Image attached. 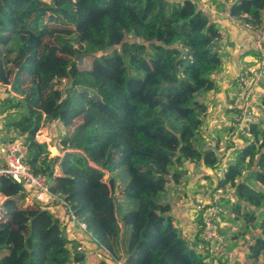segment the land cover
Returning <instances> with one entry per match:
<instances>
[{"label":"trees","instance_id":"1","mask_svg":"<svg viewBox=\"0 0 264 264\" xmlns=\"http://www.w3.org/2000/svg\"><path fill=\"white\" fill-rule=\"evenodd\" d=\"M229 14L264 30V0H236ZM222 36L196 0H0V84L20 97L6 102L25 111L8 128L33 172L124 264H207L194 247L200 229L193 243L181 236L161 196L186 174L175 167L222 162L213 147L200 149L207 106L197 99L215 88ZM86 58L90 68L78 65ZM51 120L79 121L59 141L62 157L37 140ZM246 129L250 139L216 188L234 190L233 211L247 223L236 237L256 230L248 255L264 264V192L253 186L264 188V126L250 121ZM123 168L129 180L119 204ZM0 193L9 195L0 198V264L85 263L61 221L26 204L22 185L2 178Z\"/></svg>","mask_w":264,"mask_h":264},{"label":"crops","instance_id":"2","mask_svg":"<svg viewBox=\"0 0 264 264\" xmlns=\"http://www.w3.org/2000/svg\"><path fill=\"white\" fill-rule=\"evenodd\" d=\"M199 7L205 10L211 20L217 24L222 31L223 36L216 44V50L222 57V67L213 74L212 78L215 81V88L211 91L201 92L197 95V99L204 101L207 106L206 114L203 118V125L200 131L201 144L200 149L204 150L207 147H213L219 154L221 169L228 167L231 162L237 158V153L241 150L245 142L250 139L246 135H237L236 120L241 116V111L235 108V95L238 87V79L243 70L249 69L252 72L253 84L251 90L252 116L253 119H246L245 125L248 122H259L264 126V53L259 52L255 48L256 34L254 31L246 28L244 24L236 22L230 16L229 8L236 0H196ZM17 96L10 86L0 84V161L5 156V146L16 139L15 144L21 152L26 153V148L23 146L21 139L17 137V131L14 128H8V125L15 122L20 117L16 116L15 120L6 119L7 115L18 114V108L10 106L6 101ZM20 98V97H19ZM76 123L66 127L58 120L46 121L42 126V136L38 137L40 143H46L49 146L52 157H62L63 152L60 151L58 144L61 138L71 134ZM54 149V151H53ZM227 157V158H225ZM188 165L187 168L184 166ZM181 169L186 171L182 181L178 185H172L167 192L169 196L173 191L182 189L184 195L196 194L200 190L196 187L199 181L210 178L211 168H208L201 161L185 162ZM193 174L192 180L186 179V176ZM56 175L60 176L59 167L56 168ZM220 172L218 175V181ZM128 182V181H124ZM256 185V186H255ZM253 186L262 191L258 184L253 182ZM259 186V187H258ZM122 188V187H121ZM214 191V190H213ZM17 191H12L11 196H16ZM27 195L26 204H34L32 195L25 189ZM18 194V193H17ZM231 194V193H230ZM6 193H1V199L6 198ZM122 198L121 191L118 192V200ZM231 214L223 219V234L224 230H230L233 226L231 220L237 216L229 204L225 200ZM1 202V200H0ZM173 203V202H171ZM171 205V204H170ZM173 206V205H172ZM171 206V207H172ZM196 208V207H195ZM188 209L190 207H172V216L176 225L183 227L187 232V240L190 243L195 241L197 234V222L192 223L188 218ZM48 210L55 215L60 221L63 220L64 212L57 204H51ZM66 235L70 241L85 245L83 253L86 256L84 264H100L103 258L96 256L98 248L94 241L87 234L77 227L64 225ZM227 244L232 250L233 264H255L249 258V244L252 238L257 235L253 233L245 236L236 237V235L228 232L224 234ZM118 260L125 261V256L120 254Z\"/></svg>","mask_w":264,"mask_h":264},{"label":"built area","instance_id":"3","mask_svg":"<svg viewBox=\"0 0 264 264\" xmlns=\"http://www.w3.org/2000/svg\"><path fill=\"white\" fill-rule=\"evenodd\" d=\"M236 22L244 24L246 28L255 32V48L259 52L264 53V30L254 25L245 24L240 20H236ZM252 76V72L249 69H245L238 79L234 105L235 108L241 111V116L236 120L237 135H246V122L244 123V121L246 119H253L251 110ZM40 136H42V129L39 130L37 138ZM226 173L227 167H223L220 171L219 180H223ZM2 178L11 179L17 184L22 185L32 195L33 202L43 208L48 209L51 204H57L61 207L64 212L63 220H61L62 225L67 224L71 227H77L85 232L96 244L98 248L96 256L103 258L102 262L105 264H124L123 261L118 260V257L114 256L106 247L97 242L88 230L86 223L79 220L70 203L61 194L51 191L46 177L33 172L31 166L26 162L25 153L21 152L18 145L14 142H9L5 146V156L0 161V181ZM225 200L229 201L232 209L238 203L234 193L230 194L224 188H216L208 201L196 205V210L200 215V223L198 221L197 226V229H200V234L194 247L205 258L207 264H233L232 250L227 244L222 230L223 219L231 214ZM84 249V244H80L77 247V251L79 252H83Z\"/></svg>","mask_w":264,"mask_h":264},{"label":"rangeland","instance_id":"4","mask_svg":"<svg viewBox=\"0 0 264 264\" xmlns=\"http://www.w3.org/2000/svg\"><path fill=\"white\" fill-rule=\"evenodd\" d=\"M82 66L85 68H90L92 66V60L91 58H86L84 61V64L82 63ZM24 109L19 108L18 110V114H12V115H7L6 119L8 120H15V118H17L16 116L20 117L22 116V114H24ZM236 123V122H235ZM76 124H79V121L76 122ZM248 137V136H247ZM227 158V157H225ZM201 162L203 163V161L201 160ZM232 163V162H231ZM188 165H185L184 167L187 168ZM226 167V166H225ZM174 169H181L180 167H175ZM221 171V164L215 168L212 169L211 171V177L206 179V180H202L199 181L198 184H196L197 188L200 190L198 193L196 194H190V195H184V191L182 189H177L175 191H173V194L171 196H169L167 194V192L171 189V184L168 187L167 191L165 193L162 194L161 198H162V203L163 204H171V206H178L180 208L188 206L190 207V209H188V218L189 220L194 223L199 221L200 219V215L198 213V211L196 210V205L197 204H203L206 201H208L210 199V197L213 194V190L217 187L218 184V175L219 172ZM250 169L246 168L244 169V174H249ZM122 175L120 177H118L117 175V189L114 191V196L117 198L118 200V192L121 191V187L126 183L124 181H128L129 180V174L127 172L126 168L122 169ZM245 174V175H246ZM193 174H189V176H186V179H188L189 181L192 180ZM108 178H109V174H107L105 176V181L108 182ZM256 186V185H255ZM259 187V186H258ZM263 192H264V188L260 187ZM227 191H229V193L233 194L234 190L233 189H227ZM123 201V198L119 199V204ZM173 202V203H171ZM172 206V207H173ZM172 214V213H171ZM237 215V214H236ZM175 223V222H174ZM231 224H232V228L230 230H224V234L225 233H232L234 235H238L241 234L242 232L245 231V227L247 226V223L244 219L241 218L240 215H238V217L236 216L234 218V220H231ZM176 225V224H175ZM177 228L180 231L181 236L183 237H188L187 232L184 231L183 227L179 225H176ZM197 226H198V222H197ZM252 233L253 235L257 233L256 230L252 229ZM256 264V263H255Z\"/></svg>","mask_w":264,"mask_h":264},{"label":"water","instance_id":"5","mask_svg":"<svg viewBox=\"0 0 264 264\" xmlns=\"http://www.w3.org/2000/svg\"><path fill=\"white\" fill-rule=\"evenodd\" d=\"M79 66L82 65V60L79 59V63H78ZM73 88V81L71 80L70 84L68 87H66L64 90H63V95H66L67 91L72 89Z\"/></svg>","mask_w":264,"mask_h":264}]
</instances>
